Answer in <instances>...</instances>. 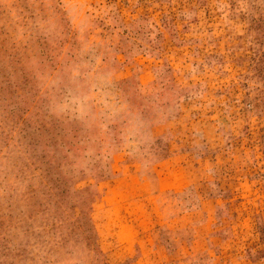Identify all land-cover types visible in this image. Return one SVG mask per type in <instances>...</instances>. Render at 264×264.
Returning a JSON list of instances; mask_svg holds the SVG:
<instances>
[{"label":"rangeland","instance_id":"rangeland-1","mask_svg":"<svg viewBox=\"0 0 264 264\" xmlns=\"http://www.w3.org/2000/svg\"><path fill=\"white\" fill-rule=\"evenodd\" d=\"M0 264H264V0H0Z\"/></svg>","mask_w":264,"mask_h":264}]
</instances>
